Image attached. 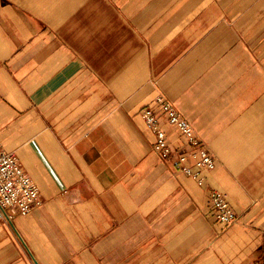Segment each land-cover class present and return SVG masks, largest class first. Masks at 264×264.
Masks as SVG:
<instances>
[{"label": "crops", "instance_id": "0c3cea01", "mask_svg": "<svg viewBox=\"0 0 264 264\" xmlns=\"http://www.w3.org/2000/svg\"><path fill=\"white\" fill-rule=\"evenodd\" d=\"M263 2L0 0V149L41 201L0 220V264H264ZM159 93L215 159L200 183L152 149Z\"/></svg>", "mask_w": 264, "mask_h": 264}, {"label": "built area", "instance_id": "2783aa9c", "mask_svg": "<svg viewBox=\"0 0 264 264\" xmlns=\"http://www.w3.org/2000/svg\"><path fill=\"white\" fill-rule=\"evenodd\" d=\"M140 116L153 135V151L162 158L171 156L176 172L197 177L200 183L205 173L213 169L214 157L196 136L190 123L162 93L155 96L152 107L141 109ZM163 126L177 130L191 151L171 150ZM209 204L219 222L225 225L237 222V215L230 210L222 193L212 190ZM40 205L39 190L22 169L16 154L0 149V220L12 225L15 217L25 215Z\"/></svg>", "mask_w": 264, "mask_h": 264}, {"label": "rangeland", "instance_id": "374dc122", "mask_svg": "<svg viewBox=\"0 0 264 264\" xmlns=\"http://www.w3.org/2000/svg\"><path fill=\"white\" fill-rule=\"evenodd\" d=\"M218 1H220V0H218ZM222 2L224 1V0H221ZM264 3V2H263ZM6 225H8V224H6Z\"/></svg>", "mask_w": 264, "mask_h": 264}]
</instances>
